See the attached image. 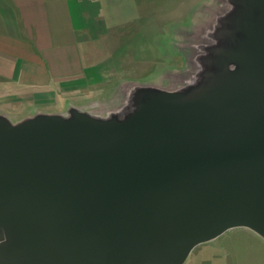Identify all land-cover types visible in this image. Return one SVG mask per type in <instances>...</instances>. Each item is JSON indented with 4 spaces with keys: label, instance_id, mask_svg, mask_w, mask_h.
Listing matches in <instances>:
<instances>
[{
    "label": "water",
    "instance_id": "1",
    "mask_svg": "<svg viewBox=\"0 0 264 264\" xmlns=\"http://www.w3.org/2000/svg\"><path fill=\"white\" fill-rule=\"evenodd\" d=\"M220 19L198 84L118 89L106 115L0 113V264H183L232 228L264 239V0Z\"/></svg>",
    "mask_w": 264,
    "mask_h": 264
},
{
    "label": "crops",
    "instance_id": "2",
    "mask_svg": "<svg viewBox=\"0 0 264 264\" xmlns=\"http://www.w3.org/2000/svg\"><path fill=\"white\" fill-rule=\"evenodd\" d=\"M124 3L0 0V112L19 120L35 112H62L69 105L87 109L96 91L128 77V65L134 57L138 61L140 18L126 20ZM106 34L113 39L111 47L102 43L106 54L96 58L97 38ZM127 38H135L132 49ZM114 52H119L116 57Z\"/></svg>",
    "mask_w": 264,
    "mask_h": 264
},
{
    "label": "rangeland",
    "instance_id": "3",
    "mask_svg": "<svg viewBox=\"0 0 264 264\" xmlns=\"http://www.w3.org/2000/svg\"><path fill=\"white\" fill-rule=\"evenodd\" d=\"M111 8L114 10L113 5ZM123 8L126 20L136 14L140 18L138 64L134 57V64L128 65L132 69L127 67L124 73L128 77L114 79L95 92L88 106L99 115L118 108L117 99H122L118 89L122 93L138 91L141 86L178 90L205 80L211 70V47L222 27L220 18L233 9V0H125ZM127 40L132 49L133 40ZM111 41L107 34L97 38L96 58L105 53L102 43L108 50ZM124 43L122 48L127 50ZM114 53L116 57L119 52ZM5 115L13 122L18 120ZM183 264H264V239L248 228H232L194 247Z\"/></svg>",
    "mask_w": 264,
    "mask_h": 264
}]
</instances>
